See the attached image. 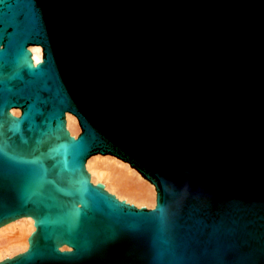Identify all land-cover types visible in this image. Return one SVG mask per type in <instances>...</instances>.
<instances>
[{
    "label": "water",
    "instance_id": "1",
    "mask_svg": "<svg viewBox=\"0 0 264 264\" xmlns=\"http://www.w3.org/2000/svg\"><path fill=\"white\" fill-rule=\"evenodd\" d=\"M26 219L0 264H264V0H0V227Z\"/></svg>",
    "mask_w": 264,
    "mask_h": 264
},
{
    "label": "bare ground",
    "instance_id": "2",
    "mask_svg": "<svg viewBox=\"0 0 264 264\" xmlns=\"http://www.w3.org/2000/svg\"><path fill=\"white\" fill-rule=\"evenodd\" d=\"M101 158L91 157L87 160L88 163L86 162V167H88V171L90 170L89 172L92 174L91 179L93 182L104 183L107 190L113 191L112 193H115L119 198L124 197L126 200L133 201L134 204L155 206L157 197L156 187L150 186L139 179L138 174L137 176H133L135 170L129 168V166L133 168L131 164L128 166L126 163L117 162V159L113 157H108L107 160ZM111 159L113 162H111ZM34 230L35 227L31 219L12 222L8 226H1L0 261L25 251L29 247V236Z\"/></svg>",
    "mask_w": 264,
    "mask_h": 264
},
{
    "label": "rangeland",
    "instance_id": "3",
    "mask_svg": "<svg viewBox=\"0 0 264 264\" xmlns=\"http://www.w3.org/2000/svg\"><path fill=\"white\" fill-rule=\"evenodd\" d=\"M108 157H113V158H116L117 159V157H114V156H106V157H102L101 159H105V160H107V158ZM91 158V157H90ZM89 158V159H90ZM100 158V157H99ZM88 159V160H89ZM110 160V159H109ZM111 162H113V160L111 159ZM87 163H88V161H87ZM120 166V165H119ZM128 166H129V164H128ZM88 168V167H87ZM129 168H131L132 170H135L134 168H132L131 166H129ZM90 171V170H89ZM91 173V172H90ZM137 174H138V172L135 170V172H134V174H133V176H137ZM92 175V174H91ZM130 175H132V174H130ZM139 176V175H138ZM94 182H97V181H94ZM111 192H113V191H111ZM121 199H124V197H120ZM126 199V198H125ZM128 200V199H127ZM128 201H130V200H128ZM130 202H133V201H130ZM134 203V202H133ZM137 206H142V205H145V204H138V203H135ZM155 204V203H154ZM146 206L147 207H154V205H152V206H150V205H147L146 204Z\"/></svg>",
    "mask_w": 264,
    "mask_h": 264
},
{
    "label": "snow or ice",
    "instance_id": "4",
    "mask_svg": "<svg viewBox=\"0 0 264 264\" xmlns=\"http://www.w3.org/2000/svg\"><path fill=\"white\" fill-rule=\"evenodd\" d=\"M73 211H74V215H79V210L78 209H75V207L73 206Z\"/></svg>",
    "mask_w": 264,
    "mask_h": 264
}]
</instances>
